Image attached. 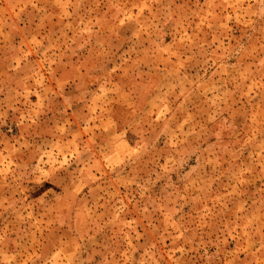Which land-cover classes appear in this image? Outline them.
<instances>
[{"label": "rangeland", "instance_id": "rangeland-1", "mask_svg": "<svg viewBox=\"0 0 264 264\" xmlns=\"http://www.w3.org/2000/svg\"><path fill=\"white\" fill-rule=\"evenodd\" d=\"M0 264H264V0H0Z\"/></svg>", "mask_w": 264, "mask_h": 264}, {"label": "crops", "instance_id": "crops-1", "mask_svg": "<svg viewBox=\"0 0 264 264\" xmlns=\"http://www.w3.org/2000/svg\"><path fill=\"white\" fill-rule=\"evenodd\" d=\"M96 170V169H95Z\"/></svg>", "mask_w": 264, "mask_h": 264}]
</instances>
